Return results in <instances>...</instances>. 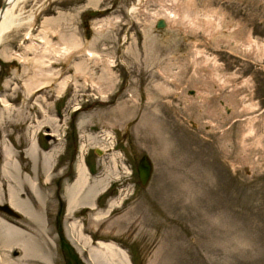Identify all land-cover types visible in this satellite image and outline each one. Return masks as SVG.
Returning <instances> with one entry per match:
<instances>
[{"label":"rangeland","instance_id":"obj_1","mask_svg":"<svg viewBox=\"0 0 264 264\" xmlns=\"http://www.w3.org/2000/svg\"><path fill=\"white\" fill-rule=\"evenodd\" d=\"M136 2L25 0L14 12L20 25L0 43V95L9 100V109L0 105V145L19 158L32 114L45 110L60 125L56 180H35L53 206L45 211L54 264H95L67 233V189L80 164L92 182L109 178L97 228L86 206L70 216L91 245L112 241L130 264H264V0H148L146 13L131 15ZM162 8L178 12L175 27L151 23ZM54 72L47 85L44 74ZM38 130L32 140L47 152L52 127ZM144 156L153 166L146 187L137 169ZM4 237L0 222L1 263L13 264L22 251L8 250Z\"/></svg>","mask_w":264,"mask_h":264},{"label":"bare ground","instance_id":"obj_2","mask_svg":"<svg viewBox=\"0 0 264 264\" xmlns=\"http://www.w3.org/2000/svg\"><path fill=\"white\" fill-rule=\"evenodd\" d=\"M9 6L7 7L4 15L0 17V43L2 42L5 34L10 32L13 28L20 25L16 23L17 16L14 14L15 9L21 4V2L25 0H8ZM156 1V0H155ZM148 0H137V2L132 6L129 10V14L133 15L140 11L146 13V5ZM164 10V11H163ZM151 17V23L156 27L157 24L161 20L166 23V28L162 30L170 29L171 27H175L179 21V15L176 10L173 8H166L162 10H156L149 14ZM33 16L31 17V19ZM30 19V20H31ZM74 54L67 50L65 54V58L70 57L72 58ZM199 56H201L199 52ZM23 60V59H22ZM25 60V59H24ZM28 61V58L27 60ZM113 65H108L107 67L111 69ZM79 69V68H78ZM77 69V70H78ZM35 72V71H34ZM40 73V72H39ZM57 73H45L44 80L46 84L49 85L53 81H55L57 77ZM37 76H34L30 79L29 82L36 81ZM110 79V76L106 77V81ZM33 86L30 83H26V86ZM67 85V80L63 81L59 85L60 91H63ZM159 90L163 92L165 90L164 86L157 84L156 85ZM35 89L32 87L31 92ZM103 92V90H100ZM193 92V91H192ZM193 97L197 99H202L203 96L199 95L197 92H193ZM32 100V97L30 98ZM0 105L4 108L9 109V100H7V96L5 94L0 95ZM44 110V109H43ZM231 109H229L230 111ZM7 112L13 113V111L6 110ZM44 115L39 119L36 115L31 116L30 122L27 123L25 129H27L29 136V147L28 149L23 152L19 158L15 156L14 148L9 147L7 144L0 145V157H2V162L0 160V174L3 177L11 178L16 182V188H6L2 185V181L0 180V206L4 204L2 202L1 194L3 190L8 191L7 199L8 202L4 205L7 207L4 210L7 217H1L0 219L1 226L5 233L4 237V246L10 249H19L22 251V257L18 261H14L13 264H54L55 260L52 257L51 251V239H52V231H51V222L52 218H50V213L45 211L46 205L50 207V211L52 203L49 201L50 198H45V195L42 194V190L39 185L36 183V178L39 176L44 175L46 183L51 185L55 179L56 168L55 163L60 155L59 152L61 150V135L59 133V122L58 119L50 117L47 112L44 110ZM22 115V114H21ZM20 112L17 114V125L20 124L21 119ZM35 115V114H34ZM4 117V116H3ZM11 117V114L8 115ZM0 118L1 115H0ZM5 118V117H4ZM51 118V119H50ZM11 120V119H10ZM43 126L52 127V132L48 134L49 140V147L46 152L39 149V146L32 140V136L38 133V129H41ZM5 129L0 128V142L2 131ZM38 130V131H37ZM103 136V135H102ZM9 137V135H7ZM112 138L111 133L109 131L106 132V140L112 145ZM20 137L17 138L19 140ZM2 144V143H1ZM85 143L82 146L81 152L83 153L86 149ZM113 146V145H112ZM41 150V152H40ZM112 150V148H111ZM108 151L106 147L100 148V152L103 153ZM58 153V154H57ZM57 154V156H56ZM61 158V156H59ZM83 161V158H82ZM29 166V167H28ZM25 173V174H24ZM20 174H23L21 176ZM89 172L87 171L86 167L83 164L78 166V172L76 177L73 180L72 186L68 187V197H67V204H68V219H72L73 223H71V230L69 231L67 228V233L69 234V239L76 246L78 251H82L81 247H88L90 250V257L94 260L95 264H130L125 252L118 247V245L112 241L103 242L99 241L96 245H91V239L88 237L83 229L81 224L76 221L74 218L75 212L73 211L79 206H86L91 210L92 214V224L97 228V224L99 221L103 220V213L99 207L100 198L104 197L107 190V185H109V178L103 179H96L95 181L90 180ZM43 183V178H40ZM50 192V189H49ZM51 197V192L50 195ZM48 196V197H49ZM121 198L114 199L110 202L109 209L113 210V207L119 205ZM97 204V206H95ZM110 210V211H111ZM3 211V210H2ZM71 216V217H70ZM94 228V229H95ZM69 231V232H68ZM71 232V233H70ZM35 236V237H34ZM77 241L81 247H78ZM48 247L47 254L44 252L43 247ZM3 256L0 253V264L3 263ZM8 258L7 256H5ZM2 261V263H1ZM20 262V263H19ZM5 264V263H4Z\"/></svg>","mask_w":264,"mask_h":264},{"label":"water","instance_id":"obj_3","mask_svg":"<svg viewBox=\"0 0 264 264\" xmlns=\"http://www.w3.org/2000/svg\"><path fill=\"white\" fill-rule=\"evenodd\" d=\"M8 6H9V1L4 0V3L0 9V17H2L4 15ZM93 15H95V13H93ZM0 23H1V21H0ZM165 28H166V23L164 21L161 20L160 22H158V24H157L158 30H162ZM228 110H229V108H228ZM137 169H138L141 185L143 187L148 186V184L151 181L152 173H153V166H152L150 158L148 156H144V158L141 160ZM6 209H7L6 206L1 207V210H3V211Z\"/></svg>","mask_w":264,"mask_h":264}]
</instances>
